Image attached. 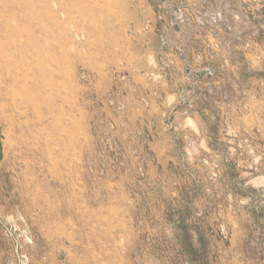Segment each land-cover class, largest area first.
Wrapping results in <instances>:
<instances>
[{
	"label": "rangeland",
	"instance_id": "374dc122",
	"mask_svg": "<svg viewBox=\"0 0 264 264\" xmlns=\"http://www.w3.org/2000/svg\"><path fill=\"white\" fill-rule=\"evenodd\" d=\"M0 264H264V0H0Z\"/></svg>",
	"mask_w": 264,
	"mask_h": 264
},
{
	"label": "water",
	"instance_id": "95a60500",
	"mask_svg": "<svg viewBox=\"0 0 264 264\" xmlns=\"http://www.w3.org/2000/svg\"><path fill=\"white\" fill-rule=\"evenodd\" d=\"M2 159V146H1V142H0V160Z\"/></svg>",
	"mask_w": 264,
	"mask_h": 264
}]
</instances>
